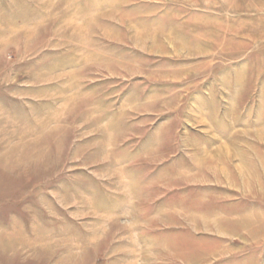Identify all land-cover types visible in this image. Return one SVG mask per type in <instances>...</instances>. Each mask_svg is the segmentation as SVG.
<instances>
[{
	"label": "rangeland",
	"instance_id": "obj_1",
	"mask_svg": "<svg viewBox=\"0 0 264 264\" xmlns=\"http://www.w3.org/2000/svg\"><path fill=\"white\" fill-rule=\"evenodd\" d=\"M0 264H264V0H0Z\"/></svg>",
	"mask_w": 264,
	"mask_h": 264
}]
</instances>
